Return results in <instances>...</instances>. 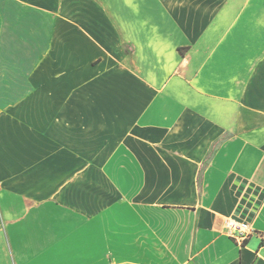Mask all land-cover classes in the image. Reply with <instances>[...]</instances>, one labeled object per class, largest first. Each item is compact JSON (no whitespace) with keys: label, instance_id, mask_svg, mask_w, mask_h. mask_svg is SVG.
<instances>
[{"label":"crops","instance_id":"1","mask_svg":"<svg viewBox=\"0 0 264 264\" xmlns=\"http://www.w3.org/2000/svg\"><path fill=\"white\" fill-rule=\"evenodd\" d=\"M0 264H264V0H0Z\"/></svg>","mask_w":264,"mask_h":264},{"label":"built area","instance_id":"2","mask_svg":"<svg viewBox=\"0 0 264 264\" xmlns=\"http://www.w3.org/2000/svg\"><path fill=\"white\" fill-rule=\"evenodd\" d=\"M225 233L238 245L244 242L253 234L255 230L248 222L236 218H227L224 223Z\"/></svg>","mask_w":264,"mask_h":264}]
</instances>
